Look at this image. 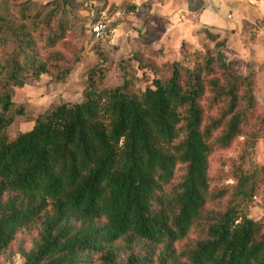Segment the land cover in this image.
Instances as JSON below:
<instances>
[{"label":"trees","instance_id":"1","mask_svg":"<svg viewBox=\"0 0 264 264\" xmlns=\"http://www.w3.org/2000/svg\"><path fill=\"white\" fill-rule=\"evenodd\" d=\"M200 2L190 10H204ZM43 7L33 16L28 4L15 6V17L0 10V253L40 221L23 264H92L96 255L101 264H264V221L238 201L253 196L264 175L238 171L237 199L218 214L201 212L214 144L246 135L260 101L255 71L237 73L239 58L224 50L229 36L199 29L216 52L182 40L190 63L173 61L169 77L145 87L130 78L102 87L96 66L81 102H60L11 137L7 129L24 114L14 88L44 73L62 81L78 61L74 49V59L61 50L74 25L67 3ZM205 99L222 104L217 116H206ZM179 165L185 173L173 184ZM202 217V236L179 252Z\"/></svg>","mask_w":264,"mask_h":264},{"label":"rangeland","instance_id":"2","mask_svg":"<svg viewBox=\"0 0 264 264\" xmlns=\"http://www.w3.org/2000/svg\"><path fill=\"white\" fill-rule=\"evenodd\" d=\"M51 0H0V10H7L15 17V6L28 4L30 15L44 11V4ZM67 3L73 16V27L67 43L61 50L67 58L78 56L71 73L62 81H56L44 73L39 79L28 81L22 87H15L14 101L24 105V114L7 129L14 137L20 131L30 130L38 116L60 102H81L88 87L89 72L96 66H103L100 86L115 87L126 78L133 81L134 88L145 87L155 77L167 78L170 64L179 60L189 64L181 50L182 40L189 41L191 49H210L216 52L215 42L207 39L199 29L208 27L220 32L221 37L229 36L224 48L229 58H239L240 74L254 70L256 76L255 92L260 98L253 111L247 134L237 138L231 145L214 144L209 157L210 197L201 211L204 216L224 211L236 197L238 171L264 175V0H204L202 15L190 10L201 6L200 0H62ZM94 2L97 8L106 10L109 17H117L120 24L118 33L106 40L96 39L90 27L88 4ZM232 14L230 18L228 15ZM19 18V17H16ZM21 20V18H20ZM235 28V29H233ZM233 29V30H232ZM236 32V33H235ZM162 47L163 56L154 57L152 48ZM74 49L76 55L71 54ZM5 52H0V59ZM4 75L0 73V84ZM206 116H217L222 104L211 106L204 100ZM185 167L179 165L173 184H178L184 176ZM242 212L249 217L264 221V185L253 196L238 199ZM202 217L189 237L180 243L179 252L191 248L203 232ZM40 221L22 228L15 240L0 253V264H23V250H30L40 231ZM127 255L121 250L119 260ZM92 264H101L96 255Z\"/></svg>","mask_w":264,"mask_h":264},{"label":"built area","instance_id":"3","mask_svg":"<svg viewBox=\"0 0 264 264\" xmlns=\"http://www.w3.org/2000/svg\"><path fill=\"white\" fill-rule=\"evenodd\" d=\"M97 4L91 3L88 6V13L90 15V27L93 35L96 39L106 40L114 37L120 28V24L117 22L121 13H117V17H109L106 10H101L97 12ZM230 18L233 17L232 14L228 15Z\"/></svg>","mask_w":264,"mask_h":264},{"label":"crops","instance_id":"4","mask_svg":"<svg viewBox=\"0 0 264 264\" xmlns=\"http://www.w3.org/2000/svg\"><path fill=\"white\" fill-rule=\"evenodd\" d=\"M205 10V9H204ZM204 10H202V11H198V12H196V13H198L199 15H202V12L204 11ZM194 12V11H193ZM233 29H235V28H233ZM232 29V30H233ZM236 33V32H235Z\"/></svg>","mask_w":264,"mask_h":264}]
</instances>
